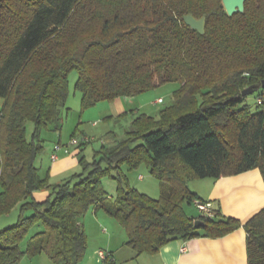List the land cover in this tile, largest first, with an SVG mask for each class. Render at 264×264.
<instances>
[{
    "label": "trees",
    "instance_id": "1",
    "mask_svg": "<svg viewBox=\"0 0 264 264\" xmlns=\"http://www.w3.org/2000/svg\"><path fill=\"white\" fill-rule=\"evenodd\" d=\"M188 13L205 16L203 33L184 23ZM72 70L82 107L167 82L179 86L171 104L157 116L138 114L127 135L102 146L98 158L81 155L77 182L50 184L35 166L41 150L35 138L43 127L60 126ZM249 79L248 85L264 79V0H245L232 15L222 0H0V215L20 210L15 224L0 229V264L40 253L54 264H78L87 247L80 217L91 206L124 227L136 255L239 227L218 207L212 205V216H189L183 204L210 202L187 187L190 178L258 168L264 181V102L259 98L257 112L240 105ZM28 121L35 127L30 140ZM86 142L77 144L80 151ZM141 162L159 180L158 199L125 185L120 165ZM110 170L115 199L101 184ZM39 189L50 192L43 202L32 197ZM196 219L203 221L198 227ZM39 223L43 230L22 249ZM243 227L247 264H264V207Z\"/></svg>",
    "mask_w": 264,
    "mask_h": 264
},
{
    "label": "rangeland",
    "instance_id": "2",
    "mask_svg": "<svg viewBox=\"0 0 264 264\" xmlns=\"http://www.w3.org/2000/svg\"><path fill=\"white\" fill-rule=\"evenodd\" d=\"M77 76L76 70H72L68 75V93L65 104L61 108L60 126L58 128H54V126L43 127L35 138L36 142L41 145V150L36 156L35 166L39 167L38 172L41 176H46L47 168L51 165L50 159L48 158L50 148L52 150V147L59 139V135H61L60 144L62 145V149L58 155L72 158L76 157L78 162L76 168H70L69 172L62 176L65 177L64 179H70L71 184L78 181L79 176H77V174L82 171V166L79 162V157L81 155H83L84 160L87 162H92L95 158H98L100 155L98 151L101 150L102 146L109 147L113 145L115 141L127 135V132L131 128L132 120L138 114L146 113L148 115L157 116L159 110L171 104L173 100L172 93L179 86L178 82H167L138 95L131 96L124 102L123 112H119L114 100H103L94 105L82 107L81 93L74 87ZM251 81L252 80L249 79L246 84ZM255 85L256 90L246 94L243 102L240 104L241 106L246 105L250 112L260 111L263 106L260 102L262 100L264 102L261 84ZM247 86L249 85L247 84ZM258 86H260V88H257ZM157 97H160L163 102L153 104L154 100H158ZM259 98H262V100ZM25 127L27 139L30 140L34 134V124L28 121ZM84 136H87L89 141H87L82 146V150L75 155V150L73 149H75L74 146L78 145L70 144L69 140L71 137H74L81 143ZM66 148L67 151L64 150ZM42 154H44L43 158L45 161L43 166L44 169L43 167L40 168L39 164L40 155ZM119 169L123 175L125 185L145 193L151 198H159V180L150 173L146 163L141 162L134 168H131L126 163H122ZM115 174L116 172L114 170H110L108 174L101 177V184L112 199H115L117 195V182L112 178ZM140 175L142 178H139ZM208 178L209 177L190 178L187 182V187L199 197L206 199L205 194L209 188ZM55 179V176L50 178L48 173V182L50 184H53L54 181H56ZM43 191H45V189L34 191L32 194L33 199L37 202H43L45 199L38 200L34 195L35 193H41ZM47 195L50 196V192L47 193ZM52 195L53 194H51V197ZM183 208L189 216H197L200 214V211L193 203H184ZM30 213L31 211L29 210L25 212L26 215ZM19 214L20 210L18 206L12 209L10 212L12 220L9 225H13L17 222ZM104 216L106 217L104 218ZM80 220L83 223L84 231L87 236V247L83 258L78 264H103V260L98 258V251L100 248L102 250L104 249L103 251L105 252L113 251L114 255H112V257L114 264H155L154 259L156 257H154L153 254L141 253L136 255L132 252L126 243L127 236L124 227L101 208L91 206L87 209L85 214L80 217ZM5 225L6 224H2L0 221V229L7 226ZM42 230L43 226L40 223L35 225L21 243V248L25 249L26 239H28V237ZM41 258H45L46 264H54L45 253H40L35 256L25 255L21 258L19 264H43L40 262Z\"/></svg>",
    "mask_w": 264,
    "mask_h": 264
},
{
    "label": "crops",
    "instance_id": "3",
    "mask_svg": "<svg viewBox=\"0 0 264 264\" xmlns=\"http://www.w3.org/2000/svg\"><path fill=\"white\" fill-rule=\"evenodd\" d=\"M128 99L129 96L114 99L119 112H123L124 102ZM156 101L154 100L153 104L160 103ZM3 102V98L0 97V108ZM60 140L61 135H59L56 144H60ZM74 147L73 150L77 155L80 148L78 146ZM53 148L54 146L52 150L50 148L48 155L51 165L47 168V173H49L50 178L55 176L56 181L53 184H57L64 180L65 177L62 176L65 173L67 174L70 168L78 166V162L76 157L59 156L61 149L56 151L57 157L52 159ZM43 155H40V168L45 163ZM139 178H142V176L140 175ZM208 181L209 188L205 194L206 199L210 200L213 207H218L222 215L237 219L241 225L233 231L218 237L201 235L185 241L180 239L169 241L161 246L157 253L153 254L156 257L154 259L155 264H247L246 231L243 224L264 207V181L261 172L258 168H253L238 174L221 175L215 179L208 178ZM47 193H49V190L45 189V191L34 195L38 200H44L48 197ZM0 218L1 223L7 226L12 220L10 213L0 215ZM182 246L184 250H181ZM100 250L102 249L100 248ZM107 252L114 255L113 251ZM132 252L134 251L132 250ZM44 259L41 258L40 262L46 264Z\"/></svg>",
    "mask_w": 264,
    "mask_h": 264
},
{
    "label": "water",
    "instance_id": "4",
    "mask_svg": "<svg viewBox=\"0 0 264 264\" xmlns=\"http://www.w3.org/2000/svg\"><path fill=\"white\" fill-rule=\"evenodd\" d=\"M225 10L228 15H232L234 13L242 12L244 10V2L245 0H222ZM184 23L190 28L196 30L199 33L204 32L205 27V16H201L200 18H195L192 14L188 13L183 16ZM261 86L264 88V79L260 81ZM256 88L255 84H251L244 89H242L241 94L246 95L252 93ZM203 221L200 219H196L194 222V226L198 227L202 224Z\"/></svg>",
    "mask_w": 264,
    "mask_h": 264
},
{
    "label": "built area",
    "instance_id": "5",
    "mask_svg": "<svg viewBox=\"0 0 264 264\" xmlns=\"http://www.w3.org/2000/svg\"><path fill=\"white\" fill-rule=\"evenodd\" d=\"M161 99L159 98L158 101H160ZM84 141H89V138L87 136H85L83 138ZM69 143L72 145H76L79 143V141L74 138L71 137L69 140ZM54 152L51 154V158L55 159L57 157L56 151L62 149V145L57 143L54 145ZM65 151H67V148L64 149ZM193 204L195 205V207L200 211V214H204L207 216H212L213 212H212V203L211 202H205V201H201L199 199H194L193 200ZM181 250H184V247H181ZM98 258L101 260H105V259H110L113 260V257L111 255H109V252H105L103 250H99L98 251Z\"/></svg>",
    "mask_w": 264,
    "mask_h": 264
}]
</instances>
